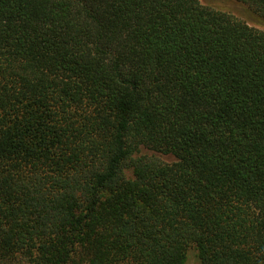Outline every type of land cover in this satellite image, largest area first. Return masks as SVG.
Returning <instances> with one entry per match:
<instances>
[{
	"label": "trees",
	"instance_id": "trees-1",
	"mask_svg": "<svg viewBox=\"0 0 264 264\" xmlns=\"http://www.w3.org/2000/svg\"><path fill=\"white\" fill-rule=\"evenodd\" d=\"M191 250L264 264V31L198 0H0V264Z\"/></svg>",
	"mask_w": 264,
	"mask_h": 264
},
{
	"label": "rangeland",
	"instance_id": "rangeland-1",
	"mask_svg": "<svg viewBox=\"0 0 264 264\" xmlns=\"http://www.w3.org/2000/svg\"><path fill=\"white\" fill-rule=\"evenodd\" d=\"M200 4L204 6H209L215 10H220L225 13L234 15L235 17L241 19L251 27L258 28L264 31V19H260L253 15L245 5L236 0H198ZM161 160L164 162L173 161V157L159 155ZM186 264H198L195 252L191 250L188 254V260Z\"/></svg>",
	"mask_w": 264,
	"mask_h": 264
}]
</instances>
